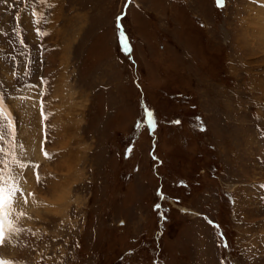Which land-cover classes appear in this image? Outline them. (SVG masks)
Here are the masks:
<instances>
[{"label": "rangeland", "instance_id": "374dc122", "mask_svg": "<svg viewBox=\"0 0 264 264\" xmlns=\"http://www.w3.org/2000/svg\"><path fill=\"white\" fill-rule=\"evenodd\" d=\"M262 25L264 0H0V261L264 264Z\"/></svg>", "mask_w": 264, "mask_h": 264}, {"label": "snow or ice", "instance_id": "6c2138e0", "mask_svg": "<svg viewBox=\"0 0 264 264\" xmlns=\"http://www.w3.org/2000/svg\"><path fill=\"white\" fill-rule=\"evenodd\" d=\"M217 6H222L224 3V0H216ZM119 19V18H118ZM9 129L11 130V124H9ZM0 139H2V134H0ZM37 180H39V177H37ZM4 189L0 188V216L3 215L4 208L8 205H10L11 197L12 195L19 191V189L13 188L8 191L7 195H4ZM27 202V201H25ZM23 215V213L21 214ZM16 231H21L20 229H16ZM4 242V232L3 229L0 228V244H3ZM0 264H11L9 261H0Z\"/></svg>", "mask_w": 264, "mask_h": 264}, {"label": "bare ground", "instance_id": "6f19581e", "mask_svg": "<svg viewBox=\"0 0 264 264\" xmlns=\"http://www.w3.org/2000/svg\"><path fill=\"white\" fill-rule=\"evenodd\" d=\"M263 1V0H262ZM261 11V10H260ZM262 12V11H261ZM264 27V25H262Z\"/></svg>", "mask_w": 264, "mask_h": 264}]
</instances>
